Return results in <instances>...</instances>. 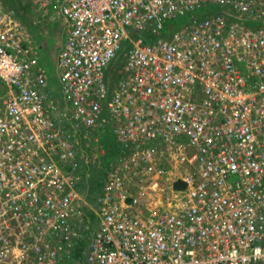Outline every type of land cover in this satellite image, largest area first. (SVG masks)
<instances>
[{"label":"built area","instance_id":"2783aa9c","mask_svg":"<svg viewBox=\"0 0 264 264\" xmlns=\"http://www.w3.org/2000/svg\"><path fill=\"white\" fill-rule=\"evenodd\" d=\"M16 1L0 0V264H69L87 238V264H264V0H35V27L67 22L57 94Z\"/></svg>","mask_w":264,"mask_h":264},{"label":"rangeland","instance_id":"374dc122","mask_svg":"<svg viewBox=\"0 0 264 264\" xmlns=\"http://www.w3.org/2000/svg\"><path fill=\"white\" fill-rule=\"evenodd\" d=\"M25 2H28V1L25 0ZM34 3H35V1L32 4H34ZM31 7H32L33 11H31L32 9L30 10V7H29V9H27V12L24 9H22L24 14H26L25 17L28 18L26 20L30 24L33 25V27L31 26L29 29H30V31L32 29V33L36 36V37H34V39L39 43L40 46H42L41 52H42V57L44 58L43 59L44 62L46 60H48L47 61L48 62L47 65L51 66L50 64L53 61L52 63L56 67V62L57 61L55 60V56H56V53H57V56H58L59 47H60V44L62 43L61 42L62 38H63V36L65 35V32H66V26L64 24L65 19L62 16L58 17V21L56 22L55 25L52 24L50 26V28L48 27V29L42 27L38 31L37 27H35L33 22H32L34 17H35V15L37 14V12H35L36 11L35 10L36 7H35V5H34V7L33 6H31ZM30 20H31V22H30ZM37 34H39V37H37ZM57 49H58V52H57ZM120 59L121 58H118V60H120ZM116 64H114L113 67L114 66L117 67ZM111 73H113V70H112ZM109 142L110 143H105V145L110 149L108 152H106L107 153L106 154V158L112 157L114 155V153H115L114 145L112 144L114 142V136H110V141ZM91 174H93V173L91 172ZM86 186L84 185V183H82L80 185V189H82L84 191V193H85L86 190H89V192L87 193V196H88L90 204L93 205L95 203L97 193L100 191L99 190L100 188H99L98 181H96L95 179L91 178L90 181H89V185L86 184ZM89 226H90V229H91L92 223L89 222ZM71 260L72 261L69 264H80L77 261V259L75 258V255L72 257ZM86 264H87V262H86Z\"/></svg>","mask_w":264,"mask_h":264},{"label":"trees","instance_id":"16d2710c","mask_svg":"<svg viewBox=\"0 0 264 264\" xmlns=\"http://www.w3.org/2000/svg\"><path fill=\"white\" fill-rule=\"evenodd\" d=\"M28 2H25V0H17V5L15 3H13V6H18L20 7L21 9H24L26 12H27V9H29L30 7V10L32 9L31 6L34 7V4H32L35 0H27ZM18 9V8H17ZM208 10H210V8L208 7H203V8H200L198 11H197V16L198 17H202L204 16V14H206L208 12ZM33 11V9L31 10ZM189 18V15H185V16H179V17H176V18H173V19H170L166 22V25H165V29L163 30L164 33H170L172 31H175L177 29H180L184 26V24L187 22ZM26 19V18H24ZM27 22V20H26ZM134 37L135 38H138V37H141L143 39L144 42L146 41H150L151 38L154 36L150 34V32L148 31H143V32H137V33H134ZM92 215H90V213L88 214L87 218L85 219V222L87 223H94V220L92 219ZM92 230H93V226L91 227V230L89 229L88 230V235H92ZM81 247L76 249L74 252V255H75V258L77 259V261L80 263V264H86V254H85V251H86V247L88 248L89 247V239L87 238L85 241L81 242Z\"/></svg>","mask_w":264,"mask_h":264},{"label":"crops","instance_id":"0c3cea01","mask_svg":"<svg viewBox=\"0 0 264 264\" xmlns=\"http://www.w3.org/2000/svg\"><path fill=\"white\" fill-rule=\"evenodd\" d=\"M18 10L20 11V12H23V10L20 8V7H18ZM36 10V9H35ZM36 12V11H35ZM24 13V12H23ZM29 13V12H28ZM38 13H39V10H37V15H38ZM26 16V14L24 15V18H26L25 17ZM62 15L61 14H59L57 11H55V10H51L50 12H49V14H48V16H45V18H44V21H43V23L41 24V25H39V26H37V30L39 31L42 27L43 28H47L48 29V27L50 28V26L53 24V25H55L56 24V22L58 21V17H61ZM63 17V16H62ZM64 18V17H63ZM65 19V18H64ZM25 22H26V19L24 20ZM28 22V21H27ZM26 22V24H25V26H26V28H27V31H28V33L30 34V36L32 37V40L36 43L37 41L34 39V37H36L33 33H32V29H31V31H30V27L32 26L33 27V25L32 24H30L29 22L27 23ZM64 24H65V26H66V30H67V22H66V20L64 21ZM65 34H66V32H65ZM37 37H39V34H37ZM64 37H65V35L63 36V38H62V43L60 44V47H59V51H60V49L62 48V46H63V41H64ZM37 45H38V47H39V52H40V55H41V58H42V64L43 65H45V67H46V70H47V73H48V77H49V84H50V86L54 89V91H55V93L57 94V92H58V90H59V88H60V81H59V78H58V73H57V69H56V67L53 65V61L51 62V66H48L47 65V61L48 60H46L45 62H44V58L42 57V52H41V49H42V46H40L39 45V43L37 42ZM57 52H58V49H57ZM57 53H56V56H55V60L57 61ZM56 73V74H55Z\"/></svg>","mask_w":264,"mask_h":264}]
</instances>
